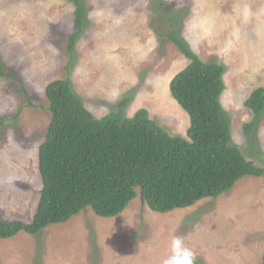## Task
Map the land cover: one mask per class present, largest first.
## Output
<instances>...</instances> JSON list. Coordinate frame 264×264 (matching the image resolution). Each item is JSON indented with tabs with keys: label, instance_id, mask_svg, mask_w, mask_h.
Segmentation results:
<instances>
[{
	"label": "rangeland",
	"instance_id": "obj_1",
	"mask_svg": "<svg viewBox=\"0 0 264 264\" xmlns=\"http://www.w3.org/2000/svg\"><path fill=\"white\" fill-rule=\"evenodd\" d=\"M0 0V215L32 219L42 180L38 150L51 121L46 86L68 79L98 119L141 108L171 135L190 117L170 91L187 57L175 31L205 62L224 66L221 103L232 141L264 167V110L245 104L264 87V0ZM171 22L173 26L171 27ZM76 35V36H74ZM74 36V37H73ZM264 175L217 197L157 212L140 195L114 217L86 207L35 235L0 238V264H262Z\"/></svg>",
	"mask_w": 264,
	"mask_h": 264
},
{
	"label": "trees",
	"instance_id": "obj_2",
	"mask_svg": "<svg viewBox=\"0 0 264 264\" xmlns=\"http://www.w3.org/2000/svg\"><path fill=\"white\" fill-rule=\"evenodd\" d=\"M72 1L80 27L86 9L80 0ZM170 36L191 59L170 81L173 97L190 117L188 138L166 132L141 108L131 117L98 119L68 79L50 82L45 93L51 121L38 150L40 199L29 221L0 215V238L21 231L35 235L86 207L114 217L138 195L150 209L168 212L217 197L246 175H264V167L232 141L220 99L224 66L203 61L175 31ZM6 75L0 60V76ZM245 104L254 113L244 126L250 134L264 110V87L255 88Z\"/></svg>",
	"mask_w": 264,
	"mask_h": 264
}]
</instances>
